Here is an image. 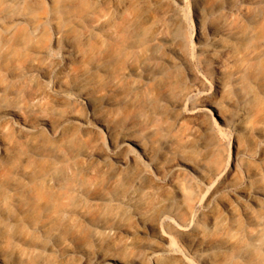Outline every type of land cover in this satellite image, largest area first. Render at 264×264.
Segmentation results:
<instances>
[{
  "label": "rangeland",
  "instance_id": "obj_1",
  "mask_svg": "<svg viewBox=\"0 0 264 264\" xmlns=\"http://www.w3.org/2000/svg\"><path fill=\"white\" fill-rule=\"evenodd\" d=\"M0 264H264V0H0Z\"/></svg>",
  "mask_w": 264,
  "mask_h": 264
},
{
  "label": "bare ground",
  "instance_id": "obj_2",
  "mask_svg": "<svg viewBox=\"0 0 264 264\" xmlns=\"http://www.w3.org/2000/svg\"><path fill=\"white\" fill-rule=\"evenodd\" d=\"M246 26V25H245ZM245 26H241L240 28V32H245ZM255 74V66L252 65L250 68H248L247 70H245L242 74H241V78H242V81L245 82L246 84L248 83L249 79L251 76H253ZM207 105H211L215 108H218V103L217 101H208Z\"/></svg>",
  "mask_w": 264,
  "mask_h": 264
}]
</instances>
